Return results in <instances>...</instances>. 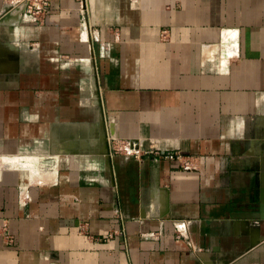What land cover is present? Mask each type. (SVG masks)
<instances>
[{"label": "crops", "instance_id": "1", "mask_svg": "<svg viewBox=\"0 0 264 264\" xmlns=\"http://www.w3.org/2000/svg\"><path fill=\"white\" fill-rule=\"evenodd\" d=\"M19 2L0 264H264V0Z\"/></svg>", "mask_w": 264, "mask_h": 264}, {"label": "built area", "instance_id": "2", "mask_svg": "<svg viewBox=\"0 0 264 264\" xmlns=\"http://www.w3.org/2000/svg\"><path fill=\"white\" fill-rule=\"evenodd\" d=\"M22 4V8H21V14L29 17L31 20L35 21V22H40L45 14L47 13L49 7H50V0H20ZM14 3L15 2H11ZM17 3V2H16ZM82 11H84L82 9ZM129 148V149H128ZM127 148V152L134 154V155H138L140 153V150L138 148L135 147H128ZM165 158L168 159H175L178 160L180 162H182L183 164H185V162L182 161V154H180L179 152H172V153H166L164 154ZM112 233H109L108 236H111ZM9 240H12V238H8Z\"/></svg>", "mask_w": 264, "mask_h": 264}]
</instances>
